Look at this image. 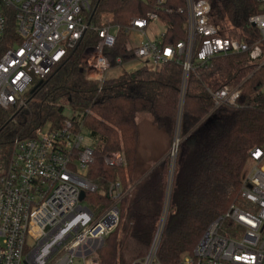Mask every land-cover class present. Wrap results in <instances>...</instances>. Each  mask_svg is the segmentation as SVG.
Masks as SVG:
<instances>
[{
	"label": "trees",
	"instance_id": "obj_1",
	"mask_svg": "<svg viewBox=\"0 0 264 264\" xmlns=\"http://www.w3.org/2000/svg\"><path fill=\"white\" fill-rule=\"evenodd\" d=\"M211 21L221 36L253 45L259 33L249 19L260 13L255 0H207ZM186 0H93L88 21L103 27L106 20L122 28L116 45L107 50L123 61L134 58L126 44L125 27L133 18L156 13L167 26L164 46L186 40ZM89 32L77 50L44 80L35 94H27L22 108H0V161L6 162L17 138L31 137L47 123L62 126L72 115H84V132L95 155L87 177L98 188L86 198L94 215L103 213L111 200L107 189L120 182L121 222L100 251L102 264H142L161 225L157 257L153 264H182L192 256L210 225L236 200L250 165V153L264 147V64L250 53L212 58L194 63L183 97L182 58L157 69L143 68L109 78L102 87L88 82L80 63L83 52L99 42ZM17 42L14 23L5 44ZM240 87L237 106L214 110L210 92ZM150 115L153 126L170 141L180 142L174 159L165 158L149 175L138 174L140 117ZM121 154L125 165L109 166L105 157ZM134 187V188H133Z\"/></svg>",
	"mask_w": 264,
	"mask_h": 264
},
{
	"label": "built area",
	"instance_id": "obj_2",
	"mask_svg": "<svg viewBox=\"0 0 264 264\" xmlns=\"http://www.w3.org/2000/svg\"><path fill=\"white\" fill-rule=\"evenodd\" d=\"M255 2L260 13L249 24L259 37L251 38V46L221 36L210 19L209 1L186 0L181 11L187 17L186 40L175 46L154 42L148 29L160 22L159 16L133 18L125 30L126 49L134 58L125 62L107 54L122 28L110 20L103 27L88 21L93 0H0V108L24 107L27 94L77 50L89 32L98 33L100 40L83 52L80 63L86 80L100 87L112 71L157 69L181 57L184 97L195 62L203 65L217 56L250 53L252 60L264 64V0ZM10 23L17 42L6 45ZM210 94L215 112L237 106L241 91L224 87ZM85 113L89 111L67 117L59 128L47 123L31 137L14 140L0 174V264H102L100 251L119 227L120 203L132 189L123 192L120 182L111 184V205L98 216L84 204L87 195L98 190L87 177L95 151L84 132ZM105 162L125 165L119 153L107 155ZM161 232L162 225L142 264L156 260ZM182 264H264V147L251 151L236 200Z\"/></svg>",
	"mask_w": 264,
	"mask_h": 264
},
{
	"label": "rangeland",
	"instance_id": "obj_3",
	"mask_svg": "<svg viewBox=\"0 0 264 264\" xmlns=\"http://www.w3.org/2000/svg\"><path fill=\"white\" fill-rule=\"evenodd\" d=\"M167 26L161 22L153 25L148 29V36L154 42H160L161 34L166 30ZM137 44V41H136ZM120 74V71H112L109 76L115 77ZM37 84V81H36ZM33 84L32 88L36 85ZM65 115L67 117L72 115L70 108H66ZM140 144H139V157H138V174L146 173L154 163H159L162 159L170 157L174 159L175 154L172 155L173 148L178 142V134L172 141L162 132H159L153 126V119L150 115H141L140 117ZM86 134V133H85ZM87 142L90 143V136L86 134ZM5 163L0 161V174L3 173ZM84 204L87 205L86 200Z\"/></svg>",
	"mask_w": 264,
	"mask_h": 264
},
{
	"label": "water",
	"instance_id": "obj_4",
	"mask_svg": "<svg viewBox=\"0 0 264 264\" xmlns=\"http://www.w3.org/2000/svg\"><path fill=\"white\" fill-rule=\"evenodd\" d=\"M44 82H40L37 86H35L32 90H31V94H35L38 89L43 85ZM180 142H177V144L174 146L173 148V151L177 150L178 146H179ZM165 159V158H164ZM164 159H162L159 163H157L138 183H140L147 175H149V173H151L153 171V169H155ZM134 188V187H133ZM86 195L85 193L83 192L81 194V201H83L85 199ZM164 226L162 227V230H163Z\"/></svg>",
	"mask_w": 264,
	"mask_h": 264
}]
</instances>
